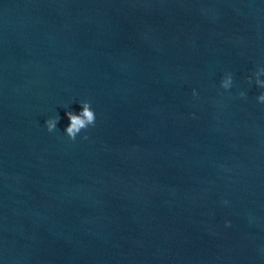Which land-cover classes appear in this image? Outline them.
<instances>
[{
	"label": "water",
	"instance_id": "water-1",
	"mask_svg": "<svg viewBox=\"0 0 264 264\" xmlns=\"http://www.w3.org/2000/svg\"><path fill=\"white\" fill-rule=\"evenodd\" d=\"M258 63L264 0H0V261L264 264Z\"/></svg>",
	"mask_w": 264,
	"mask_h": 264
},
{
	"label": "clouds",
	"instance_id": "clouds-1",
	"mask_svg": "<svg viewBox=\"0 0 264 264\" xmlns=\"http://www.w3.org/2000/svg\"><path fill=\"white\" fill-rule=\"evenodd\" d=\"M244 82L250 86L255 87L258 90V94L255 96V103L257 105H264V64L258 63L254 71L249 72L244 76ZM234 88V77L233 73L226 71L222 74L218 81L217 92L218 94L229 92ZM191 96L193 98L198 96L197 90L193 88L191 90ZM236 96L240 100H246V91L238 90ZM79 106L78 111H72L65 109V117L68 121L66 126L63 128V136L69 141H75L79 138L81 141L88 140L87 130L95 126L96 113L92 109L88 100H79L76 102ZM60 120L59 115H52L45 119L44 129L48 133L57 132V124ZM221 206H230V201L228 199H221L219 201ZM225 228L231 227V221L225 219L223 222ZM0 264H3L0 261Z\"/></svg>",
	"mask_w": 264,
	"mask_h": 264
}]
</instances>
